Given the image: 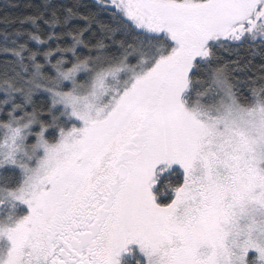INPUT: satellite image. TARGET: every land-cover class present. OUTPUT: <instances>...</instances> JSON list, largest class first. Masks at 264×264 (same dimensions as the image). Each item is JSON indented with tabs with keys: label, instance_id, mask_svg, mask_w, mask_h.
I'll list each match as a JSON object with an SVG mask.
<instances>
[{
	"label": "snow or ice",
	"instance_id": "1",
	"mask_svg": "<svg viewBox=\"0 0 264 264\" xmlns=\"http://www.w3.org/2000/svg\"><path fill=\"white\" fill-rule=\"evenodd\" d=\"M25 7L0 17V264H264V0Z\"/></svg>",
	"mask_w": 264,
	"mask_h": 264
},
{
	"label": "trees",
	"instance_id": "2",
	"mask_svg": "<svg viewBox=\"0 0 264 264\" xmlns=\"http://www.w3.org/2000/svg\"><path fill=\"white\" fill-rule=\"evenodd\" d=\"M87 2H91V0H87ZM29 3H39V0H0V17L6 13L11 16L27 14L31 9L26 8L25 5ZM9 4H18L19 7H9Z\"/></svg>",
	"mask_w": 264,
	"mask_h": 264
}]
</instances>
